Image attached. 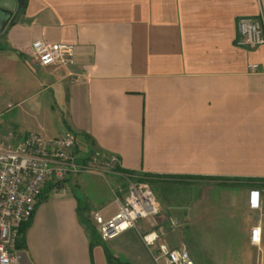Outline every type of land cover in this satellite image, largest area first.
Masks as SVG:
<instances>
[{
    "label": "crops",
    "instance_id": "0c3cea01",
    "mask_svg": "<svg viewBox=\"0 0 264 264\" xmlns=\"http://www.w3.org/2000/svg\"><path fill=\"white\" fill-rule=\"evenodd\" d=\"M261 15L264 0H27L23 22L9 26V11L0 18L9 48L0 51V102L14 98L7 107L20 119L13 141L62 136L47 124L61 114L77 155L101 150L125 170L203 183L188 192L195 264L222 259L225 235L233 243L240 232L253 247V227L264 239V213L249 203L251 191L260 200L264 191V45L243 48L236 36L240 17ZM37 39L74 44L73 63L38 66ZM80 209L69 186L38 203L23 264H109L105 248L123 264H159L147 230L103 241L91 234L94 208ZM117 210L98 212L108 219Z\"/></svg>",
    "mask_w": 264,
    "mask_h": 264
},
{
    "label": "built area",
    "instance_id": "2783aa9c",
    "mask_svg": "<svg viewBox=\"0 0 264 264\" xmlns=\"http://www.w3.org/2000/svg\"><path fill=\"white\" fill-rule=\"evenodd\" d=\"M236 44L247 49L264 45V16H244L237 20ZM31 55L38 66L65 67L73 63L76 46L72 43H48L42 39L32 42ZM253 69L256 66L252 67ZM15 134L0 138V264H21L18 242L21 228L32 219L42 190L48 183L62 184L70 176L89 170L76 154V137L67 133L47 138L37 132L27 133L14 142ZM93 162L103 160L110 167L119 165V158L98 150ZM250 206H261L260 191L250 193ZM118 212L106 219L101 212L94 214L98 232L107 241L121 232L138 226L140 220L154 217L159 212L153 189L145 182L130 185L124 199L117 198ZM159 264H195L186 246L170 247L161 240L157 230L143 235ZM251 243L260 245L261 227H253Z\"/></svg>",
    "mask_w": 264,
    "mask_h": 264
},
{
    "label": "rangeland",
    "instance_id": "374dc122",
    "mask_svg": "<svg viewBox=\"0 0 264 264\" xmlns=\"http://www.w3.org/2000/svg\"><path fill=\"white\" fill-rule=\"evenodd\" d=\"M4 24L0 26V51L9 49L2 34L6 26H4ZM8 69H10V67ZM9 100L14 101V98L5 97L0 102V125L3 124L7 127L4 134H7L9 131L14 133L17 132L18 126L16 123L20 121L19 116L15 114V109L13 107H7ZM47 124L51 126L55 135L60 136L67 131L65 119L61 114H55L52 120H49ZM96 152H98V150H94L87 155L77 156L81 158L94 157ZM85 164L89 166V170L78 173L75 176H70L61 184V187H72V189H74V194L77 196L83 208H88V210L89 207L94 208L91 214L94 224L93 227L98 234L99 232L94 220V214L98 212L101 207L110 206V208H114L117 198L124 199L125 196H127L130 185L136 182H145L150 185L155 193L159 212L154 217L140 220L138 226L147 231L157 230L160 235L163 236L164 241L172 248H178L182 245L188 248L186 242L188 236L186 220L188 192L193 189L192 186L198 187L203 185L202 182L198 180H195V182L187 179L181 182L166 181L162 179L157 180L156 178H154L152 182L140 181L139 179H130L120 174L116 171V166H107L103 164L102 159L94 163L90 158ZM235 188L238 189L239 187ZM240 211L237 212V215L243 214V210L241 209ZM260 212L264 213V191L261 198ZM238 233L235 237L236 242L233 243L227 242V240H230V236L225 235L221 237L222 240L220 241L223 242L224 247L222 248V254L224 255L222 259H199L200 264H264V239L260 245H254L252 247L242 242ZM208 237L210 241L211 239L217 240L218 238L212 235ZM195 253L190 252L193 259H195V256L201 255L198 250Z\"/></svg>",
    "mask_w": 264,
    "mask_h": 264
},
{
    "label": "trees",
    "instance_id": "16d2710c",
    "mask_svg": "<svg viewBox=\"0 0 264 264\" xmlns=\"http://www.w3.org/2000/svg\"><path fill=\"white\" fill-rule=\"evenodd\" d=\"M26 5H27V0H19V9H20L19 15H21L22 13H24V11L26 9ZM14 21L15 20H12L11 23L9 24V26L11 24H13ZM76 154H77V152H76ZM90 158L91 157H84V158L79 157V160L82 161V162H84V163H86L87 160H89ZM115 169H116L117 172H119L122 175L127 176L130 179H135L136 178V179H139L140 181L152 182V180L154 178H156L157 180L158 179L161 180L162 178H165V177H167V178H174V176H157V175L149 174V173H138V172L131 171V170H125V169L121 168L120 165H117ZM180 177H182V176H180ZM60 187H61V184H54L52 182L48 183L47 186L42 190L38 203H40L41 201L46 200L48 198L49 193H51L54 189H58ZM83 209L84 208L81 206V209L80 210H83ZM30 221L25 222L22 225V228H21V238H20V240L18 242V246H17L18 249L24 248L25 233H26L27 228L30 225ZM91 234H92V236H97L98 235L96 229L93 226L91 228ZM100 239H101V237H100ZM93 246H94V242L91 243V248ZM105 253H106L107 261H108L109 264H123L120 261V259L117 258L108 248H105Z\"/></svg>",
    "mask_w": 264,
    "mask_h": 264
},
{
    "label": "water",
    "instance_id": "95a60500",
    "mask_svg": "<svg viewBox=\"0 0 264 264\" xmlns=\"http://www.w3.org/2000/svg\"><path fill=\"white\" fill-rule=\"evenodd\" d=\"M6 11H9V15L12 16V20H16L18 17H20L19 0H0V18L3 14L5 15ZM24 19V17H20L21 22H23ZM18 254L20 256V262L23 264L22 254L20 251H18Z\"/></svg>",
    "mask_w": 264,
    "mask_h": 264
}]
</instances>
